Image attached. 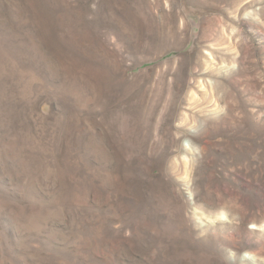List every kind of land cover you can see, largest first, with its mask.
Segmentation results:
<instances>
[{
    "label": "rangeland",
    "instance_id": "1",
    "mask_svg": "<svg viewBox=\"0 0 264 264\" xmlns=\"http://www.w3.org/2000/svg\"><path fill=\"white\" fill-rule=\"evenodd\" d=\"M0 264H264V0H0Z\"/></svg>",
    "mask_w": 264,
    "mask_h": 264
}]
</instances>
